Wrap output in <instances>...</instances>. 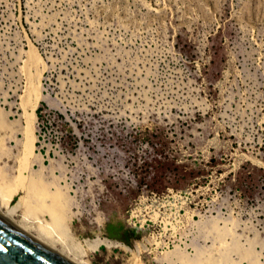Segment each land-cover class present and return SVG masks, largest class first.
Masks as SVG:
<instances>
[{
  "label": "rangeland",
  "instance_id": "obj_1",
  "mask_svg": "<svg viewBox=\"0 0 264 264\" xmlns=\"http://www.w3.org/2000/svg\"><path fill=\"white\" fill-rule=\"evenodd\" d=\"M0 110V183L30 204L14 219L37 235L25 208L50 218L61 193L58 251L105 237L92 264H264V0H0Z\"/></svg>",
  "mask_w": 264,
  "mask_h": 264
},
{
  "label": "bare ground",
  "instance_id": "obj_2",
  "mask_svg": "<svg viewBox=\"0 0 264 264\" xmlns=\"http://www.w3.org/2000/svg\"><path fill=\"white\" fill-rule=\"evenodd\" d=\"M35 48V47H34ZM32 51V50H31ZM36 52V51H35ZM35 53H31V56H33L34 58H36L34 55ZM32 57V58H33ZM38 57V56H37ZM42 72L40 71L38 76L36 77L38 79V81H42L41 78ZM34 81V80H32ZM37 82V81H36ZM34 82V83H36ZM32 84L29 87H31V91L33 90L32 93V98H30L28 101V106L27 109L24 110L25 111V124L22 125L21 127V131L23 133V139L20 141L21 143V165L23 162L27 163L28 160H30L33 156V154L35 153V140H36V134H35V123H34V118L37 117L36 114V108L39 101V98H41L42 96V90H41V86L39 87V85L36 84ZM39 83V82H38ZM39 101V102H38ZM1 111V110H0ZM9 121V119L7 118V114L5 112H0V123L1 125H6L7 122ZM20 165V166H21ZM20 169H22L20 167ZM23 172V170H22ZM0 183V218L2 220H4L5 222H8L18 228H20L21 230H23L25 233L35 237L36 239H38L39 241H41L42 243L46 244L48 247H50L51 249H53L54 251L60 253L61 255H63L65 258H67L68 260L72 261L75 264H92V262L89 260V258H87L85 255L87 254V250L91 249H95L99 243L101 242H105L107 243L109 246H111L110 242L107 241H112L109 238H105L104 239L100 238L98 240H96L94 243H92V241L88 240V244H89V248L88 247H84L82 244H79L78 241H75V246L74 248H77V250L80 252V256L82 257V259H80V257H78V259L80 260H74L71 255L70 257L68 255L65 254V252H60L57 249L54 248V246L50 245V243L48 244L46 240H44L42 238V236L46 237L49 240H53L55 241L56 239H61L64 242H66V239L68 238L67 235L69 233V221L72 218V215L67 216L64 214L62 208H61V193L57 192L55 198H56V202H52L49 205L45 206V204L47 202H45L44 204V211L47 212V214L49 215L50 218H47L44 214H39L38 211L36 210V207L32 206L30 209L25 208L26 210H24V218L25 220L23 221V223L25 222L26 225H35L38 229L39 232H37L38 234H33V232H29L26 228V226L24 227L22 224L16 223L15 219H14V212L16 211V209L20 206L23 205L24 203H28V198L24 197L22 199L19 200L18 203H15L13 205H11L10 203L12 202L13 199H11L12 197V193L9 194V192H12L11 186H6ZM8 188L10 189L8 191ZM25 188V186H24ZM34 190L36 191V193H38V195L42 196V193H45L46 189L45 187H43V185L39 184V183H32V185L30 186V190ZM31 198V197H30ZM60 198V199H59ZM30 202V201H29ZM31 203V202H30ZM63 204V203H62ZM6 206L7 209L3 210L2 206ZM30 206V204H29ZM16 213V212H15ZM74 214V213H73ZM16 218V217H15ZM35 227V228H36ZM71 235V234H70ZM106 239V241H105ZM125 244V243H124ZM73 245V244H72ZM64 251V250H63ZM70 251V249H69ZM68 254V253H67ZM74 257H76V255H74Z\"/></svg>",
  "mask_w": 264,
  "mask_h": 264
},
{
  "label": "water",
  "instance_id": "obj_3",
  "mask_svg": "<svg viewBox=\"0 0 264 264\" xmlns=\"http://www.w3.org/2000/svg\"><path fill=\"white\" fill-rule=\"evenodd\" d=\"M48 97L44 95L43 96ZM50 100H53L50 98ZM0 264H75L0 218Z\"/></svg>",
  "mask_w": 264,
  "mask_h": 264
},
{
  "label": "trees",
  "instance_id": "obj_4",
  "mask_svg": "<svg viewBox=\"0 0 264 264\" xmlns=\"http://www.w3.org/2000/svg\"><path fill=\"white\" fill-rule=\"evenodd\" d=\"M40 109H41V107H38V109H37V110L39 111Z\"/></svg>",
  "mask_w": 264,
  "mask_h": 264
}]
</instances>
